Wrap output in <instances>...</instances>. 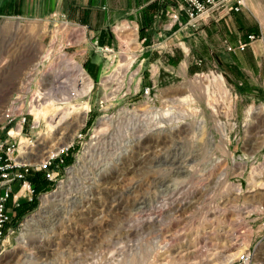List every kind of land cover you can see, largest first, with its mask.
<instances>
[{
	"label": "rangeland",
	"instance_id": "obj_1",
	"mask_svg": "<svg viewBox=\"0 0 264 264\" xmlns=\"http://www.w3.org/2000/svg\"><path fill=\"white\" fill-rule=\"evenodd\" d=\"M165 2L122 54L119 24L104 41L62 16L0 20V110L17 96L39 122L31 161L73 147L0 264H264V0L194 28Z\"/></svg>",
	"mask_w": 264,
	"mask_h": 264
},
{
	"label": "built area",
	"instance_id": "obj_2",
	"mask_svg": "<svg viewBox=\"0 0 264 264\" xmlns=\"http://www.w3.org/2000/svg\"><path fill=\"white\" fill-rule=\"evenodd\" d=\"M178 7L170 13L174 26L196 27L209 14L219 8L228 12H239L245 0H176ZM255 36L250 34L245 40H238L233 47L226 44L228 52H243ZM17 96H11L0 110V247L7 236L13 232L11 222L14 210L22 202L32 203L36 197L30 176L41 174L46 182L53 183L59 166L65 164L66 156L73 148L72 144L50 152L45 158L31 161L34 144L28 135L39 128V122L28 121V115L21 108ZM29 132V133H28ZM81 134H79V138ZM72 147V148H71ZM251 253L243 254L242 264L250 262Z\"/></svg>",
	"mask_w": 264,
	"mask_h": 264
},
{
	"label": "crops",
	"instance_id": "obj_3",
	"mask_svg": "<svg viewBox=\"0 0 264 264\" xmlns=\"http://www.w3.org/2000/svg\"><path fill=\"white\" fill-rule=\"evenodd\" d=\"M153 2L158 6L166 4L165 0H0V20L62 16L68 22L91 28L94 40L100 36L104 41H108L107 32L119 24L114 31L121 43L122 54L125 42L136 41V26L132 27L129 22L141 28L147 21L152 23L151 19L156 14L151 13L148 6ZM132 16L134 19H130ZM248 54H256L253 46ZM25 78L20 85L23 93L28 86L27 76Z\"/></svg>",
	"mask_w": 264,
	"mask_h": 264
},
{
	"label": "trees",
	"instance_id": "obj_4",
	"mask_svg": "<svg viewBox=\"0 0 264 264\" xmlns=\"http://www.w3.org/2000/svg\"><path fill=\"white\" fill-rule=\"evenodd\" d=\"M170 5V4H169ZM157 5L155 2L149 4L148 8H149V11L153 14H158V13H163L165 12V8L167 7V3L165 5ZM144 31V28H141L140 29V33H143ZM250 35V34H248ZM244 36V40L246 41L247 39V36ZM142 40L145 39V41H147V38L144 36H141L140 37ZM72 159L69 157L66 162L67 164L70 163ZM30 180L33 184V187L35 189V193H36V197L35 199L33 200L32 203H26V202H23L20 207L18 209H15V213H14V216L17 215V216H22V214H24L29 208H33V207H36L37 206V196L38 194L43 191L45 188H47V182H45L44 180H42L41 178V174L39 173H35L33 174L32 176H30ZM46 190V189H45Z\"/></svg>",
	"mask_w": 264,
	"mask_h": 264
},
{
	"label": "bare ground",
	"instance_id": "obj_5",
	"mask_svg": "<svg viewBox=\"0 0 264 264\" xmlns=\"http://www.w3.org/2000/svg\"><path fill=\"white\" fill-rule=\"evenodd\" d=\"M56 149V148H55ZM57 152V151H56ZM52 153H55V152H52ZM49 198V197H48ZM48 198L47 197H45V198H43V203H46V201L48 200ZM45 205V204H44ZM28 222L29 221H27V224H28ZM27 224H25V227H27L28 225ZM134 230V228H131V229H128V231L130 232V231H133ZM24 233H22V235H23ZM22 264H33V262L31 263L29 260H25V261H23V262H21Z\"/></svg>",
	"mask_w": 264,
	"mask_h": 264
}]
</instances>
